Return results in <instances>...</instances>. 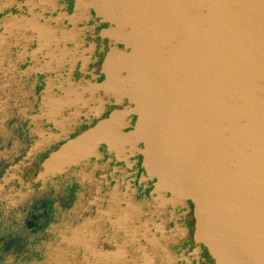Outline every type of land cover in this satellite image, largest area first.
I'll list each match as a JSON object with an SVG mask.
<instances>
[{
    "label": "flooded vegetation",
    "instance_id": "obj_1",
    "mask_svg": "<svg viewBox=\"0 0 264 264\" xmlns=\"http://www.w3.org/2000/svg\"><path fill=\"white\" fill-rule=\"evenodd\" d=\"M121 29L97 0H0V264L210 263L197 201L148 164Z\"/></svg>",
    "mask_w": 264,
    "mask_h": 264
},
{
    "label": "water",
    "instance_id": "obj_2",
    "mask_svg": "<svg viewBox=\"0 0 264 264\" xmlns=\"http://www.w3.org/2000/svg\"><path fill=\"white\" fill-rule=\"evenodd\" d=\"M97 1L132 45L148 164L197 201L209 264H264V0Z\"/></svg>",
    "mask_w": 264,
    "mask_h": 264
}]
</instances>
